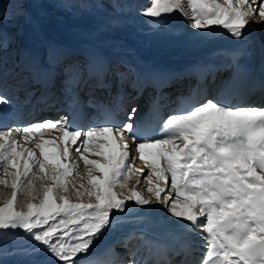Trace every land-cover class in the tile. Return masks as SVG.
Masks as SVG:
<instances>
[{
    "label": "snow or ice",
    "instance_id": "snow-or-ice-1",
    "mask_svg": "<svg viewBox=\"0 0 264 264\" xmlns=\"http://www.w3.org/2000/svg\"><path fill=\"white\" fill-rule=\"evenodd\" d=\"M174 12L196 30L224 31L239 41L252 23H264V0H150L139 14L157 30ZM238 60L233 57L229 83L244 73ZM60 61L52 48L49 63ZM106 71L93 51L83 65L66 64V94L75 99L72 88L92 77L102 84ZM11 108L0 90V187L11 189L0 204V238H27L25 255L45 252L56 264H112V249L93 253V245L122 223L121 214L155 203L203 242L200 264H264V107L205 97L166 118L150 113L136 121L132 108L123 109L126 117L118 121L106 110L93 120L101 126L86 130L68 116L9 126L16 119ZM54 132L60 135L46 138ZM137 158L144 167H134ZM74 160L83 162L84 172ZM137 173L143 179L130 186ZM141 185L148 198L137 189ZM21 193L25 207L18 209ZM133 238L135 233L126 237L125 248ZM138 238L149 249L155 243ZM190 247L171 254L185 255Z\"/></svg>",
    "mask_w": 264,
    "mask_h": 264
},
{
    "label": "bare ground",
    "instance_id": "bare-ground-1",
    "mask_svg": "<svg viewBox=\"0 0 264 264\" xmlns=\"http://www.w3.org/2000/svg\"><path fill=\"white\" fill-rule=\"evenodd\" d=\"M49 1L39 26L33 27L29 34L23 32L14 48L3 49L6 53L0 62V90L11 99V111L16 117L9 126L57 120L62 116L71 118L74 113L76 124L86 130L101 126L93 120H99L100 111L107 107L123 118L126 117L123 109L136 108L134 119H137L143 108L139 101L135 102L134 96L141 88L147 90L146 97L153 91L165 93L196 70L215 77L207 99L221 100V90L229 84L234 71L230 66L234 56H239L238 63L244 73L232 82L258 81L264 85V23H252L237 41L224 31L194 29L179 12L168 14L169 19L159 29L152 30L150 18L139 14L150 6V0ZM52 48L61 57L55 67L49 63ZM90 51L106 62L103 83L92 77L86 84L73 87L74 96L80 93L82 102L69 107L74 97L65 92L63 68L73 62L83 65ZM37 81H42L40 90L36 87ZM24 92L28 96L22 99L19 95ZM257 97V92H251L247 104L241 106L264 107V88L259 99ZM174 108L175 104L167 107V116L173 114ZM58 135L54 132L52 137ZM134 167H144V164L137 158ZM138 187L145 198L151 195L146 185ZM136 220L141 222L114 234L103 246L92 248V252L111 248L112 264H131L132 261L166 264L168 260L177 264L182 259H186L187 264H197L201 261L205 251L203 242L186 234L175 222L176 218L169 220L163 206L154 203L138 209ZM132 233L137 238L129 240L125 248L124 241ZM140 235L155 242L151 249L138 238ZM189 242L191 247L185 255L172 256L171 249Z\"/></svg>",
    "mask_w": 264,
    "mask_h": 264
},
{
    "label": "rangeland",
    "instance_id": "rangeland-1",
    "mask_svg": "<svg viewBox=\"0 0 264 264\" xmlns=\"http://www.w3.org/2000/svg\"><path fill=\"white\" fill-rule=\"evenodd\" d=\"M49 3V0H45L44 2L40 0H0V40L5 41L3 47H0V62L3 59V53H6L5 51L15 47L14 45L16 41L21 37L23 32L29 34L33 27L39 26L41 17L46 11ZM3 49L6 50L3 51ZM90 114L91 112L89 115ZM21 143H23V141H21ZM89 158L99 159V157L96 156H90ZM73 162L80 164L81 172L85 171L82 161L74 160ZM0 174H2V170H0ZM137 178H139L138 173L130 181V186L136 184ZM83 182L86 183V179ZM48 183H51V181H48ZM137 189L139 190L138 186ZM144 189H146V187ZM10 191V188L0 187V192L3 193V195H0V204H3L9 197ZM143 193H146V191ZM70 195L73 201L77 200V197L74 194ZM87 200L88 198L85 197L86 202ZM17 207L18 209L20 207H25V196L23 193L19 195ZM137 212L138 209L130 208L126 217L125 214H121L122 223L116 228L109 230L93 245L92 248L99 247V245L103 246L104 243L111 240L114 234L124 232L139 224L141 221L136 220ZM29 246L30 242L28 239L18 235L14 237L5 236L0 238V264H56L55 261L50 260L45 252H40L36 255H25L24 250L28 249ZM197 264H200V260Z\"/></svg>",
    "mask_w": 264,
    "mask_h": 264
}]
</instances>
